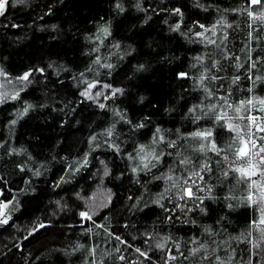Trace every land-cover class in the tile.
Instances as JSON below:
<instances>
[{"label": "trees", "instance_id": "trees-1", "mask_svg": "<svg viewBox=\"0 0 264 264\" xmlns=\"http://www.w3.org/2000/svg\"><path fill=\"white\" fill-rule=\"evenodd\" d=\"M262 14L264 0H8L0 264H264V179L232 170L246 161L226 126L264 143L247 119L264 124Z\"/></svg>", "mask_w": 264, "mask_h": 264}, {"label": "snow or ice", "instance_id": "snow-or-ice-1", "mask_svg": "<svg viewBox=\"0 0 264 264\" xmlns=\"http://www.w3.org/2000/svg\"><path fill=\"white\" fill-rule=\"evenodd\" d=\"M260 0H252L253 4L259 3ZM8 4V0H0V15H3L6 9V6ZM119 7V5H117ZM177 14H180V10L176 9L175 10ZM262 18H264V14H262ZM180 27L179 24L176 25V29L178 30ZM201 28H203V25H200ZM103 31L107 34L108 33V29L105 28L103 29ZM107 67L111 68L112 65H107ZM30 73H25L22 77H20L19 79L21 80H28ZM186 75L185 73H181V76ZM201 79L203 80V77H201ZM238 79V78H237ZM95 87L94 84H88V89L90 90L91 88ZM104 87H110L109 85H105ZM89 90H85L82 95H84L85 97L89 98V99H94V97L91 95ZM122 89H113V95H116L117 93H122ZM101 94L99 92L96 93V96H100ZM16 97H13V99H15ZM0 102H3V99L0 98ZM252 104L253 101L252 100H248V101H242L241 102V107L243 106V104ZM259 103L261 105H264V99L260 100ZM101 108L104 107L103 104L100 105ZM215 107V106H213ZM229 107H231V105H229ZM241 107H236L235 111L237 113H239L241 111ZM25 111H27V109H25ZM261 111H264V108L261 109ZM227 118V113H224L223 115H217L216 116V120L217 121H221V120H225ZM241 119H244V117H240ZM230 119V118H229ZM248 121L250 122V124L252 126H255L256 130L258 132H264V124L260 123L258 118L256 116H249L247 117ZM264 119V118H262ZM12 123H15V121H13ZM143 125H140V127H142ZM227 128L230 131H233L236 133V137L239 140L240 143V147H238L235 151V156L237 160H245L246 161V166L243 167H236L234 169H232L235 172L240 173L241 178L242 179H249L251 180V177L256 176L257 174L260 175V177L262 179H264V143H261L259 146L257 145V140L253 138V134L251 132V128H249V132H248V138L246 139L245 136L242 134L241 132V128L239 125H234L232 123H227L226 124ZM160 130L157 129V132H159ZM108 134L111 135V129L108 130ZM192 135L194 137H199L201 139H205V140H209L212 137V131L209 130H204V131H197L195 133H192ZM93 139H95V137H93ZM161 139H163L161 137ZM260 141H264V136L259 137ZM211 150L214 152H220L221 150L217 148L215 142H212L211 145ZM229 147H231V145H229ZM143 146H141V151H143ZM201 151H204V146L201 145L200 148ZM151 155V154H150ZM156 159L158 160L159 157H156ZM225 160L228 159L227 156L224 157ZM189 161L185 160L183 161V163H188ZM145 167H147V164H145ZM207 168V166L205 165V169ZM37 175H39V173H37ZM194 176H199V173H193ZM225 175H227V173H225ZM202 178V177H201ZM169 179H171V177H169ZM185 183H187V181H185ZM194 183V181H193ZM251 186H257L260 189V193H261V199L264 200V184H260L258 183V181L256 180H252L251 181ZM185 197L187 198H192L193 197V192H192V188L188 187L185 190V193L183 196H181V199H184ZM247 199L249 201H251L252 203H257V201L252 199V196L249 195L247 197ZM11 203V201L4 203V202H0V217H7V213L6 210L9 208V204ZM80 215L82 217H86L88 219H91L90 216H88L87 213L82 212L80 213ZM8 223V218H2L0 219V224H7ZM260 223H264V217H262ZM40 227H44L43 224L40 225ZM117 239H119L117 237ZM158 247H163V245H158ZM137 252H139L140 250L137 249ZM196 251H198V249H194L193 252L195 253ZM143 255V253H142ZM121 259H123V257H121ZM172 259H175V257H172Z\"/></svg>", "mask_w": 264, "mask_h": 264}, {"label": "rangeland", "instance_id": "rangeland-1", "mask_svg": "<svg viewBox=\"0 0 264 264\" xmlns=\"http://www.w3.org/2000/svg\"><path fill=\"white\" fill-rule=\"evenodd\" d=\"M13 85L14 84H12V81L6 80L5 79V75H3L0 72V98H2L4 95H6V96H15V94H16L18 89H15ZM94 97H95V99H98L96 94H94ZM100 194H101V191L96 194L97 197H100L101 196Z\"/></svg>", "mask_w": 264, "mask_h": 264}]
</instances>
